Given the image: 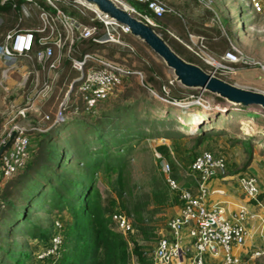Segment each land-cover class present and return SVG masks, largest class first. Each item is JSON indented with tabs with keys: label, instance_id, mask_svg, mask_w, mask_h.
Instances as JSON below:
<instances>
[{
	"label": "rangeland",
	"instance_id": "obj_1",
	"mask_svg": "<svg viewBox=\"0 0 264 264\" xmlns=\"http://www.w3.org/2000/svg\"><path fill=\"white\" fill-rule=\"evenodd\" d=\"M116 1L121 6L125 4L122 3V0ZM159 1L172 9L174 8L185 20L187 27L192 32L191 35L193 37L191 39L188 38V40L180 35L182 34L181 31L180 34H178L174 29H168L167 36H165L167 38L166 40L161 36L173 51L179 53V56L181 55L180 57L182 59L187 62L193 61L195 64H192L198 66L206 73L218 77L229 84L243 89L264 93V3L263 11L253 14L245 7V0H211L210 6L202 4L198 0ZM23 6L25 9L27 8L28 12L30 10L34 11L29 6ZM73 10L77 11L76 16L82 19L80 23L83 25H88L87 23L84 24L83 20L89 22V18L94 16L90 11ZM30 13L32 16L29 18L20 16V23H18L19 30H39L40 23L37 19V15L33 14V12ZM6 26H9L7 22L5 24L3 20L2 22L0 21V39ZM110 32L115 34L119 33V30L110 28ZM120 38L124 40L122 42H125L127 47L132 49H129L130 53L118 50L117 47L113 46L114 43H107L105 46L101 45V47L92 51L94 54L97 53L98 56L107 59L109 63L115 65V67L130 73L136 72L141 74L139 77L142 76V79L132 78L128 84L119 87L115 93L108 97L110 98L109 100H105L104 103H102L99 109L101 118L98 122L108 126L106 132L98 131V133L104 135V141L110 152V155L105 157L104 160L110 164H116L117 160L115 156L119 155L123 158L121 164L122 191L120 196L117 194L116 186L114 185L115 178L118 175L117 171L105 173L104 164L102 163L94 174V187L98 195V203L103 210H106L108 215H112L116 212L124 213L131 217L134 224L135 218L132 217L131 214L134 202L138 198L148 196L152 190L153 184L161 180V174L164 173L162 166L163 162L157 158L156 148L165 145V141L168 139L170 142L168 144H170L171 147H174L175 144L177 148H180L181 155L189 159L205 150L217 153L216 151H222L223 149L221 147L227 144L230 148L238 150V154H242L245 158L244 160H246L248 157L242 145L240 143H234L231 146L230 141H243L242 138H247L249 135H258L257 133L261 132L262 136L260 135V137L258 135L260 144L256 142L252 149V159H254L260 170L258 175L262 176L264 171L263 128L255 127L252 121L244 120L245 117H241L242 115L240 114L226 115L227 112L223 111V108L228 103L226 104L225 101L220 102L217 96L209 93H202L198 90L185 89L176 82H173L174 84H172V87L180 90L178 91L179 98H176L178 101L171 102L168 97H161L159 95V90H161L159 87L161 88V85H164L163 82L166 84L168 81H173L171 71L140 41H138V43H132L124 39L123 36ZM198 38L204 39V43L202 44L203 47L205 46L204 48L200 46ZM206 38L208 40H206ZM81 44L83 43L79 42L78 46H81ZM227 49H230L231 52L236 55L248 58L252 63L251 67L244 68L243 66L234 65V71L223 70L216 67V64L223 66L222 57L224 55L222 56V54ZM133 54H137V56ZM35 65V63L22 61L18 63V70L15 69L5 76L3 74V62L0 59V137H4L5 133H7V131L2 130V127H8L10 125V120L15 116L14 110L16 108L26 107L27 102L32 104V108L38 112L46 114L51 118L53 116L54 120L55 116L52 115V113L55 111L61 99L60 96H57V91L53 92L50 97L44 99L34 95V92H37V90L41 88L42 82L54 74L49 72L46 67L44 70L37 71ZM60 71L61 73L57 76L54 85L58 84L60 80H63L61 85H71L81 77L80 72L72 70L71 67L69 72L65 70L62 72L61 65L58 72ZM35 84L38 85V88ZM61 85H58V87H61ZM80 85L81 82H76L74 91L66 106V109H68L67 112L72 106L78 107V115L81 113L80 110L83 109V106L80 108L79 102H77V97L79 96L78 87ZM164 91L168 94L169 90L164 89ZM170 95L172 96V93H170ZM196 97L200 98V104H197ZM192 104L196 106L199 105L198 108H193V115H191V111H182L175 115L186 127H181L177 123L162 124L164 126H161L153 120V118H164L166 116V113L162 111L163 109H185ZM196 112L205 113L206 116L204 119L197 120L198 118L195 117ZM182 113L184 114L181 115ZM28 116L26 120L38 121L37 114L33 111L30 110ZM67 117L68 120L71 119L72 122L76 120L77 115L70 111ZM72 118L74 119L72 120ZM16 121L21 124L23 123L21 119H17ZM52 122L53 121L48 124L50 125ZM110 122L111 125H109ZM211 124L216 130H223L224 133L218 136L216 135L217 133L214 132L210 140L202 142L200 145H195L194 135L199 127L206 125L210 128L209 126ZM61 125L62 123H58L51 127L50 130H52V134L49 139L50 141H55L59 152L65 151L67 154L66 165H68L69 169L75 170L77 167L76 163L79 160L85 159L80 146L86 147L87 150L91 152V155H93V150L97 149V143L93 142V140L97 139V135H92L95 131V126L88 128L72 127V129L61 132L58 131L59 128L62 127ZM245 131L248 132V135ZM38 134L42 133L30 132L31 143L34 141V138H39ZM177 134H181V138H177L179 136ZM98 136H101V134H98ZM177 139L179 144L177 143ZM255 140H257L256 137ZM33 145L32 150L37 152V145L35 146L34 143ZM236 150L233 151L234 154L237 153ZM221 155L224 156L227 164V156L223 153H221ZM169 164L170 171V166L173 164L174 168L182 172L181 175H184L185 172L189 170V164L187 167L178 163L177 165L173 159ZM52 174L53 169L48 175L50 176L48 177L50 184L54 183ZM18 176H14L13 179L11 178L3 182L0 184L1 187L3 188L6 183L12 180L13 186L18 180ZM216 177L217 176L213 178ZM35 180H40V177H36ZM10 184L11 182L7 185V188L10 189L11 187L12 198H16V200L21 197L22 191L24 192L26 189L30 188L32 184L34 185L32 182L27 188H24V183H19L17 184L18 186L16 185L17 188H20V190H18L9 186ZM45 187V189H47L46 183ZM151 210L152 207H148V211L143 215L144 218L153 226L159 225L163 227L165 224L164 211L161 210L154 216H151ZM62 215L66 216L67 214L64 211L62 213L52 211L47 214L39 206L34 207L29 215L31 221L39 226L51 227V222L54 223V225L58 222L61 226L59 233L62 238V244L56 256L57 258L61 256L62 248L66 241L64 232L72 222L70 216H66L62 219L60 218ZM10 226L11 222L0 223V245L7 248L11 245L10 243L12 240L21 245L27 243V249L31 252L32 260L27 261L26 264H31L33 258L35 259V253L44 248V244L39 239L34 240L25 237L21 226L16 228L13 227L11 230L12 234L9 236L8 232ZM52 230L55 232V228H52ZM122 236L129 242V248L131 250L130 258L132 256L136 257L133 253L134 242H139V244L146 246V252L149 254L155 247L157 241V235L153 233V231L147 232L146 240H143L140 234L135 231ZM17 249L19 248L17 247ZM235 249V247L231 246L232 255L235 253ZM222 258L223 253H221L218 259H212L207 255L205 256V261L206 263L208 261L218 263ZM53 261L50 260L49 262ZM243 264H264V256L250 260L246 257Z\"/></svg>",
	"mask_w": 264,
	"mask_h": 264
},
{
	"label": "built area",
	"instance_id": "obj_2",
	"mask_svg": "<svg viewBox=\"0 0 264 264\" xmlns=\"http://www.w3.org/2000/svg\"><path fill=\"white\" fill-rule=\"evenodd\" d=\"M11 0H1L2 3ZM26 0V6L34 11H29L21 6L20 16L29 18L30 12L37 15L40 23L38 31H10L5 35L4 43L0 46V57L3 62V74L6 76L18 70V63L25 61L35 63L37 71L44 70L45 67L54 75L42 82L41 88L34 92V95L44 99L57 91L60 102L57 105L52 118L42 114L32 108V104L27 102V106L16 108L15 116L10 120L8 127H2L7 131L4 137H0V184L10 180L24 169L30 158V132L44 133L51 129L55 124L68 120V113L72 111L77 115L78 107L72 106L69 111L66 106L69 103L74 91L76 82H81L78 87L79 96L77 102H81L83 111L86 113L95 112L99 103L104 102L111 96L116 89L122 86L123 78L130 72L117 68L109 61L92 49L88 51H77L79 42L89 41L95 45H105L114 43L118 46L131 49L121 40L126 29L108 20L100 13L92 10L81 0ZM116 1V0H115ZM135 3L145 4L149 13H140L134 7L122 1L123 7L127 12L136 16L150 27L156 26V19L161 18L166 13H174V10L159 0H132ZM202 4L210 6L211 0H198ZM117 2V1H116ZM264 0H245V7L253 14L263 11ZM90 11L94 14L91 21H97L105 27L103 36L97 38L98 30L95 26L83 25L76 15H71L65 10ZM110 28H116L119 33H111ZM37 35V36H35ZM193 36H188L191 39ZM200 46L203 47L204 39L198 38ZM132 50V49H131ZM72 54L77 57L72 58ZM65 58H70V67L78 71L81 77L71 85L65 84L58 87L56 82L58 72ZM222 65L216 64L223 70L234 71V65L251 67V61L233 52H226L222 57ZM233 65V66H232ZM22 68V67H21ZM58 73V74H57ZM136 75H141L136 72ZM142 79V76H140ZM170 81V84H174ZM38 88V85L35 84ZM54 90V91H53ZM197 104L200 98L196 97ZM195 103V102H194ZM30 110L37 114L38 121L26 120ZM15 119V120H14ZM23 120V123L16 121ZM53 121L50 125L49 122ZM1 130V131H2ZM248 134V132H246ZM157 158L161 156L156 152ZM163 171L166 174V183L169 189L177 193L180 203L179 213L166 223L167 234L160 236L155 247L148 254L145 252L143 257L151 264H181L184 259H188L190 264H206L205 256L213 258L220 257L223 253L222 264H239V258L231 254V246L242 248L247 242V220L255 215L247 212L245 206L239 208V212L231 217L226 216L223 206L214 204L208 206L205 203L207 186L209 181L225 172L226 159L221 154L211 151H202L195 156L190 166V172L195 178L196 186L199 191L197 196L190 192L180 190L177 183L170 177V168L166 161H162ZM237 182L244 198L256 201L260 194L257 179L249 174L242 173L238 176ZM111 221L116 231L122 235L133 232L131 217L124 213H114ZM55 234L52 236L48 246L35 253L37 264H54L58 251L62 244L59 230L61 226L58 222L54 225ZM187 233L190 239L189 244H184L182 239L183 232ZM258 247H253L250 251V258L257 259L264 256V236H261ZM56 257V258H55ZM53 262H49V261ZM129 264H142L137 257L132 256Z\"/></svg>",
	"mask_w": 264,
	"mask_h": 264
},
{
	"label": "trees",
	"instance_id": "obj_3",
	"mask_svg": "<svg viewBox=\"0 0 264 264\" xmlns=\"http://www.w3.org/2000/svg\"><path fill=\"white\" fill-rule=\"evenodd\" d=\"M37 1L41 3L40 0ZM122 1L131 5L136 9V11L140 13H149L145 4L135 3L132 0ZM25 4L26 0H11L5 3H2L0 0V21L2 22L3 20L5 24L7 22L9 25L8 27L6 26L5 30L3 31L2 37L0 39V45L4 43L5 35L8 32L19 31L20 28L18 29V23H20V10L21 6ZM65 11L71 15L77 14V11L75 10ZM78 18L82 21L80 17ZM83 22L84 24L87 23L88 25L95 26L97 28V38L103 36L105 27L101 23L97 21H91V18H89V22L86 20H83ZM153 29L165 40L167 39L165 36H167L168 29H174L178 34H180L181 31L182 34L180 35L186 40H188V36L192 34V32L187 27L185 20L175 11V9L174 13H166L161 18L156 19V26L153 27ZM123 37L132 43H138V40L128 34L123 35ZM206 40L208 39L206 38ZM81 43H83L81 46H77L76 54L79 50H96L97 48L101 47V45L98 46L89 41H82ZM113 46L117 47V49L120 51L130 53L128 48H122L121 46H116V44ZM230 51V49L225 50L222 56L226 52ZM76 54H72L71 57H77ZM133 55L137 56V54ZM188 62L194 63L193 61ZM70 63V58H65L63 60L62 72L63 70L69 72ZM244 68L247 67L244 66ZM132 78L141 79L135 73H128L123 78L122 86L128 84ZM62 82L63 80H60L58 85H61ZM163 84L164 85H161V88L159 87V89H161L159 90V95L165 98L168 97L171 102H177L178 100L176 98H179L178 91L180 90L173 88L169 81L166 84L163 82ZM164 89L169 90L168 94H166ZM170 93H172V96ZM109 99L110 98L107 100ZM218 100L220 102H224V100L221 98H218ZM102 103L104 102L98 104L95 112L93 113H86L83 111V109H81V113L79 115L77 114L75 121L71 122L70 119L62 122V127L58 130L64 132L67 129H72V127L88 128L95 126V131L92 135H97V139L93 140L94 143H97V149L93 150V155H91V152L88 151L86 147L80 146L85 159L79 160L76 163L77 167L75 170L69 169L68 165H66L67 154L65 151L59 152L55 141H50L49 138H51L50 136L52 134V130H49L45 133L38 134L39 138H34V141L32 143L30 142V158L24 169L16 175L18 176L20 173H22L18 176V180L13 186V180L10 181L11 184L9 186L20 190V188L16 187V185L19 183H24V188H27L32 182L34 185L32 184L30 188L26 189V192L22 191V195L18 200H16V198H12V191L10 190L11 187L10 189L7 188V185L10 182L6 183L3 188L0 185V223L11 222L8 232L9 236L12 234L11 230L13 227L16 228L21 226L23 228L25 237L32 238L34 240L39 239L45 247L49 245L50 239L55 233L52 230V228H54V223H50L51 227H42L32 222L29 215L31 211H33L34 207H41V209H43L47 214L51 213L52 211H57L58 213H62L64 211L67 214L66 216H70L72 218L71 225L68 226L64 232L66 241L62 248L61 256L54 260V263L56 262L55 264H129L130 262L131 250L129 248V242L122 236L120 232L114 229V225L111 221V215H108L106 210H103L100 207L97 199L98 195L94 187V174L103 163L105 173L110 171L118 172V175L114 181V185L116 186V192L119 196L121 195L122 191L121 164L123 162V158L119 155L115 156L117 160L116 164H110L104 160L105 157L110 155V152L104 141V135L102 133H98V131L106 132L108 128V126L98 122V120L101 118L99 109ZM78 104L81 108L82 103L79 102ZM198 106L192 104L185 109H163L162 111L166 113V116L164 118H153V120L161 126H164L162 124L177 123L181 127H186L176 118V113H181L182 111H191L190 113L193 115V108H198ZM223 109V111L227 112L226 115L240 114L242 115L241 117H245L244 120L252 121L255 127L264 129V112L259 111L255 107H242L227 104ZM183 114L184 113L181 115ZM195 114V117L198 118L197 120L204 119L206 116L205 113L200 112H196ZM73 119L74 118H72V120ZM109 125H111V122ZM209 127L210 128H208L206 125L199 127L196 134L194 135L195 145H200L202 142L210 140L213 137L212 134L214 132H216V135L218 136L224 133L223 130H216L212 124ZM248 127L251 128L250 126ZM98 134H101V136H98ZM257 134L262 136L261 132H258ZM177 135H179L177 138H181V134ZM255 135H249L247 138H242L243 141H230L231 146L234 143H240L242 145L244 152L248 157L247 162L252 160V149L254 144L256 142L257 144H260L258 135ZM255 137L257 140H255ZM262 142H264V140ZM33 143L35 146L37 145V152L32 150V146H34ZM177 143L179 144L178 139ZM172 150L174 155L173 158L167 146L162 145L156 148V152L161 156V161L164 160L169 164L173 159L176 164L178 163L185 167H187L189 164L188 168H190L195 156L193 158L191 157V159L186 156H182L180 148H177L175 144ZM170 167V177L174 180H177L180 176V171H178L177 168H174L173 164ZM52 169L54 183L50 184L48 178L50 176L48 175ZM36 177H40V180H35ZM45 183L47 189H45ZM174 202H178L177 193L169 189L166 183V174L162 173L161 180L153 184L150 194L143 198H138L134 202L131 211L132 217L135 218L134 224H132L133 231L140 234L143 240H146L147 232L153 231L154 233L155 230V227L151 225L150 222H148V220L143 216L144 213L148 211V207H152L150 215L154 216L160 210L171 207ZM66 216L62 215L60 218L64 219ZM10 244L11 245H9L7 248L0 245V264H26L27 261L32 260L31 252L27 249V243L21 245L12 240ZM17 247L19 249H17ZM145 247L146 246L143 244H139V242H134L133 253L142 264H151L150 261L143 257V254L147 251ZM31 264H37L34 258Z\"/></svg>",
	"mask_w": 264,
	"mask_h": 264
},
{
	"label": "crops",
	"instance_id": "obj_4",
	"mask_svg": "<svg viewBox=\"0 0 264 264\" xmlns=\"http://www.w3.org/2000/svg\"><path fill=\"white\" fill-rule=\"evenodd\" d=\"M165 143H166L165 146L168 147L169 152L173 158L174 157L173 150L170 144H168L170 143L169 139L166 140ZM221 148L223 149L222 151H216V152L217 154L223 153L225 156H227L226 169L224 173L217 175L216 178H213L212 180L209 181L207 186V193L205 196V203L208 206H212L214 204L223 206L227 217H231L234 214H237V212H239V208L242 205L246 207V210L249 214L255 215L254 218L247 220L246 230H247L248 239L245 246L242 248H236L235 249L236 251L234 253V255L239 258V264H243L244 261L246 260V257L249 260L251 259L250 251L252 250L253 247L259 246L261 241L260 238L261 236H264V171L262 173V176H259L258 174L260 170L256 165L254 159L247 162V159L244 160L245 158L242 154L241 155L238 154V150L234 148H230L227 144H224ZM234 150H236L237 152L236 154H234L233 152ZM190 171L191 170L189 168L188 172L186 171L184 175H181L182 172L180 171L179 178L177 180L174 179L173 180L177 183L180 190L188 191L193 196H197L199 194V191L195 184V178ZM244 172L253 175L257 179V183L260 190V194L257 199L258 203H256V201L248 202L244 198V195L239 188L237 177ZM179 209H180L179 200L177 203L174 202V204L171 207L162 209V211H164L163 215L165 217V224L163 227L159 225L154 226L155 227L154 233L157 235V239L160 236L167 234L168 230L166 227V223L179 213ZM182 239L184 244L187 245L190 243V239L187 237V233L185 231L182 234ZM211 258L218 259L219 257L216 258L211 257ZM181 264H190V263L186 258L182 261ZM206 264H222V261L218 263H212L208 261Z\"/></svg>",
	"mask_w": 264,
	"mask_h": 264
},
{
	"label": "water",
	"instance_id": "obj_5",
	"mask_svg": "<svg viewBox=\"0 0 264 264\" xmlns=\"http://www.w3.org/2000/svg\"><path fill=\"white\" fill-rule=\"evenodd\" d=\"M92 10L125 28L128 35L143 43L185 89L198 90L221 98L229 105L255 107L264 112V93L243 89L215 77L182 59L148 24L130 14L115 0H81Z\"/></svg>",
	"mask_w": 264,
	"mask_h": 264
}]
</instances>
